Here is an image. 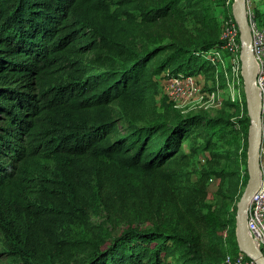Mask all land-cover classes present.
I'll return each mask as SVG.
<instances>
[{"label": "trees", "instance_id": "16d2710c", "mask_svg": "<svg viewBox=\"0 0 264 264\" xmlns=\"http://www.w3.org/2000/svg\"><path fill=\"white\" fill-rule=\"evenodd\" d=\"M204 1L0 0V237L12 264H222L212 227L227 221L213 218L210 204L208 233L167 222L114 234L93 221L108 205L103 187L135 193L149 179L176 194L203 153L211 158L202 180L214 175L238 198L246 186L247 171L240 189L238 166L217 165L239 132L247 148L246 99L234 120L182 114L159 97L162 78L213 77L208 52L224 41L139 46L118 30L170 16L183 22ZM255 13L262 25L264 13Z\"/></svg>", "mask_w": 264, "mask_h": 264}, {"label": "rangeland", "instance_id": "374dc122", "mask_svg": "<svg viewBox=\"0 0 264 264\" xmlns=\"http://www.w3.org/2000/svg\"><path fill=\"white\" fill-rule=\"evenodd\" d=\"M146 1L150 2L151 0ZM250 1L251 6L259 16L264 13V0ZM234 2L235 0H205L203 6H197V8L200 7L198 10L199 16H196V13L189 14L180 23L172 16L149 25L124 23L123 27L118 29L120 30L119 34L122 40L128 43H136L139 46L149 44L153 39L157 40L158 38L164 42L178 40L184 43H196L212 39L221 41L225 21L230 16L234 17ZM260 18L264 26V15ZM213 73V77L205 73H199V77H202L199 85L201 92L217 90L219 95L217 104L206 107L203 100L182 98L171 100L173 107L182 114L202 112L209 116L223 114L234 120L242 119L244 111L238 105L230 104L228 93L222 83L218 88L219 90L216 88L215 68ZM161 81L162 87L159 97L165 96L169 99L165 86L167 78H162ZM240 127L239 123L238 128ZM202 138L200 137V140H203ZM231 139L232 141L224 146V152H228L229 157L220 159L217 165L222 169H233L238 166L241 189L244 174L246 171L248 172V145L246 148V137L241 132ZM262 145L264 146V113ZM183 150L184 152L190 151L188 142L184 143ZM210 158V153H203L198 155L195 160L193 159L191 176L185 181L188 187L179 190L176 194L167 190L170 185H163L157 180L150 181L149 179L144 181L135 193L125 192L110 186L103 187L101 194L108 205L96 213L93 221L96 224L108 226L114 234H118L130 225L146 228L157 223L167 222L176 223L179 228H194L202 233H208L211 230L210 222L202 217V213L207 210L205 204H210L213 208L211 216L214 218L219 215L227 221L225 226H219L215 222L212 227V230L215 231L211 238L214 250H216L215 254L220 256L221 263L225 264L228 255L234 257L239 252L235 250L238 244L236 213L237 203L245 186L238 198V192L228 193L227 187L229 184L222 182L214 175L209 180H202L199 172L209 167L208 159ZM215 161L214 163H216ZM6 191L8 192L5 195L11 194L10 184L7 185ZM219 191H222V193H219ZM224 194H232V197H227ZM192 208H203L204 211L197 212ZM232 213L235 215L234 220H232ZM207 248L206 245L205 249ZM12 262L11 255L4 248V243L0 237V264H12Z\"/></svg>", "mask_w": 264, "mask_h": 264}, {"label": "built area", "instance_id": "2783aa9c", "mask_svg": "<svg viewBox=\"0 0 264 264\" xmlns=\"http://www.w3.org/2000/svg\"><path fill=\"white\" fill-rule=\"evenodd\" d=\"M247 15L252 34V50L257 64L255 85L263 100L264 113V26L256 17L251 1L247 0ZM223 47L219 50L208 52V58L213 64L216 73V88L224 85L231 102L238 104L244 111L245 99L247 102L242 71L241 53L243 41L240 37L239 26L235 17L230 16L225 21L222 33ZM228 55V57H227ZM202 77L193 74L181 73L167 78L166 90L169 100L182 98H197L205 102L206 107L213 106L219 101L217 90L201 92L199 82ZM219 90V89H218ZM247 227L255 244L264 251V146L260 149V180L258 187L253 192L247 206ZM225 264H257L256 260L240 251L233 257L228 255Z\"/></svg>", "mask_w": 264, "mask_h": 264}, {"label": "water", "instance_id": "95a60500", "mask_svg": "<svg viewBox=\"0 0 264 264\" xmlns=\"http://www.w3.org/2000/svg\"><path fill=\"white\" fill-rule=\"evenodd\" d=\"M234 17L243 41L242 71L247 98L248 116V181L237 203L236 237L239 248L252 256L257 264H264V251L251 238L247 227V206L260 180V149L263 138V100L255 85L257 64L252 50V34L247 15V0H235Z\"/></svg>", "mask_w": 264, "mask_h": 264}]
</instances>
